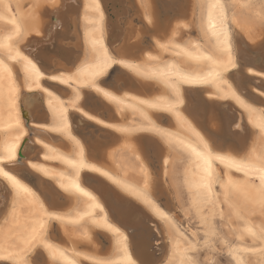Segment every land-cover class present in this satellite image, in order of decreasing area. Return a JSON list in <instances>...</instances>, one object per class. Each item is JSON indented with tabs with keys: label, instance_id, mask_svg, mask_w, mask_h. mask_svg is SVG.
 <instances>
[{
	"label": "bare ground",
	"instance_id": "obj_1",
	"mask_svg": "<svg viewBox=\"0 0 264 264\" xmlns=\"http://www.w3.org/2000/svg\"><path fill=\"white\" fill-rule=\"evenodd\" d=\"M25 1L0 0V60L12 70L11 79L0 81V156L6 157V148L21 136L15 159L5 158L0 169L31 190L23 192L0 174V245L5 248L0 264L25 259L29 264H165L184 255L186 241L196 247L203 243L202 218L227 212L230 205L248 212L259 208L264 27L245 15L249 0H236L232 9L227 0H29L22 11ZM100 40L102 46L94 43ZM104 49L124 63H113L95 82L123 103L82 82L91 79ZM17 51L20 56L12 60ZM23 57L43 73L39 88ZM126 63L148 75L122 66ZM185 76L207 82L185 83ZM77 92L81 98L73 107ZM133 97L160 98L161 107L147 109L151 123ZM168 104L174 107L169 110ZM63 108L69 128L54 132L60 124L54 113ZM153 124L160 131L146 130ZM152 157L160 161V178L173 193L182 185L183 194L173 197L200 225V238L159 203L158 187L151 186ZM237 163L249 167L231 166ZM73 180L89 195L62 187ZM41 220V234L25 243ZM162 229L167 252L156 258L144 236L162 241Z\"/></svg>",
	"mask_w": 264,
	"mask_h": 264
},
{
	"label": "clouds",
	"instance_id": "obj_2",
	"mask_svg": "<svg viewBox=\"0 0 264 264\" xmlns=\"http://www.w3.org/2000/svg\"><path fill=\"white\" fill-rule=\"evenodd\" d=\"M227 2L230 9L237 6L236 0ZM245 7L248 9L245 13L248 19L253 23L258 20L260 26L264 27V0H249ZM2 31L3 28L0 27V32ZM114 63L122 64L119 60ZM259 165L258 171L264 169V153L261 154ZM173 194L181 196L182 185H177ZM202 223L205 224L204 240L199 248L186 241L188 247L184 255L176 260L169 259L165 264H221L219 258L225 254V249L232 256L226 264H233V259L236 264H264V208L259 207L258 213L241 209L238 216L230 206L229 211L212 213L202 220ZM195 235L196 233H193V236ZM4 251V246L0 245V254ZM233 253H240L244 258H237ZM22 264H29V261L25 259Z\"/></svg>",
	"mask_w": 264,
	"mask_h": 264
},
{
	"label": "snow or ice",
	"instance_id": "obj_3",
	"mask_svg": "<svg viewBox=\"0 0 264 264\" xmlns=\"http://www.w3.org/2000/svg\"><path fill=\"white\" fill-rule=\"evenodd\" d=\"M97 10H99L98 5H97ZM94 43H99L102 46V40L95 41ZM19 56H20V53L17 51L15 55L11 56V59L12 60H16L17 57H19ZM103 57H104L103 60L100 63H98L95 66V68L90 72L91 79H86V80H84L82 82L87 84V85H89L92 88H95L98 92H102L104 94V96L108 97L109 99L114 100V101H118V103H123V100H118L117 97L113 96L111 93H109V92L105 91L104 89L100 88L95 82V79L97 77H99V76L104 75L105 72L107 71V69L109 67H111V65L116 61V60H113L111 57L108 56L107 49H104ZM23 60L26 61L27 64L30 66L31 72L35 75V78H36V81H37L36 87L39 88L40 87L39 78H40V76L43 73L37 68L36 64H34L27 57H23ZM119 62L120 63H124V61H122V60H119ZM232 66L234 67L235 65H232ZM125 67L133 69L139 75H148L147 72L142 71L138 66L133 65L131 63H126ZM152 75H155V73H152ZM161 75H164V74L161 73ZM212 75L218 76L219 73H213ZM6 78L7 79H11L12 78V70H11V68L7 67V65L4 64L3 60H0V81H3ZM56 78L57 77H52V79H56ZM70 79H72V77H68L63 82L67 84ZM182 79L184 80L185 83H189V84L206 83L207 82L206 79H200V80H198V79H190V78H188L186 76L182 77ZM171 87L175 91L176 96H179V88L176 87L175 85H171ZM233 95H235V94L233 93ZM80 98L81 97L79 95V92H77L75 94L74 99L71 101V104H72L73 107H77V103L76 102L79 101ZM132 99L134 101H137L136 97H133ZM236 99L238 100V102L243 107L250 108V106L247 105L245 103V101L241 100L239 97H236ZM137 103L140 106V108L138 109L140 111V115L145 120H149L147 109H156V108L161 107L160 98H157L156 100H152V101H149V100H138ZM131 106L132 105H129V107H131ZM173 107H174V105H172V104H168L167 105V108L169 110H171ZM86 115H87V113H86ZM54 117H58V119L60 121V124H59V126L52 128L51 130L54 131V132H58V133L66 132L68 130V128H69L68 117H67V109L63 108L60 113H58V114L54 113ZM90 118L94 119V117H90ZM99 122L103 123V121H99ZM149 123H151L150 120H149ZM17 124L18 125L20 124L19 119H17ZM109 127H111V125H109ZM118 130L121 131V132H129V131H131V129H128V128H120ZM146 130L160 131L159 129L155 128L154 124L152 125L151 128L146 129ZM67 134L69 135V137L71 139H73V140L75 139L74 137H71V133L70 132H67ZM22 135H26V134L22 133ZM20 139H21V136H16L15 137V140L10 144V146H8L6 148V157L5 156H0V163H3V160L5 158H6L7 161H11V160L15 159V157L17 155L18 142L20 141ZM76 143L79 145V141H76ZM44 147L48 148L49 146L47 144H45ZM205 147H207V145H205ZM81 151H82V148H81ZM197 155H199V153H197ZM45 159L46 160L47 159H63L66 163H68L70 165H73V167H84L85 166L83 164V162H81L79 165H77L74 161L69 160V159H67L65 157H62V156H46ZM231 166H235L239 170H244L245 168L249 167V165L239 164V163L233 164ZM31 167L34 168V169H38L39 171L44 172L46 175L49 174L48 169L44 168L43 166H39L37 164H32ZM260 172H261L260 180H261L262 187L260 189L261 196H260V199H259L258 203H259V207L264 208V169H261ZM0 174H2L3 176H5L9 180H11L13 182L14 186L17 187V188L22 189L23 192L31 193V190L26 185H23L21 183V181L16 178V176L9 175V173L6 172V171H3V169H0ZM77 175H78V173H77ZM209 175H211L210 172H209ZM62 187L75 188L77 191L83 192L84 195H89L87 192H84V190L80 188L79 184L75 180L71 181V183L69 185H63L62 184ZM144 187H147V181H145ZM136 194L139 195V196H143L142 192H137ZM145 201L147 203H151V201L147 200L146 197H145ZM230 206L233 208L234 213L239 216L240 212H241V208L238 207V206H235V205H230ZM96 207H99V205H96ZM85 215H88V214L86 213ZM161 215H163V214H161ZM54 218L61 219V217H59V216H55ZM80 219L82 220L83 216H81ZM202 220H203V218H202ZM37 223H38V227H33L32 228L30 239H26L25 243L31 244L32 241H35L37 239V235L41 234V230H43L45 228V223L42 220L38 221ZM96 223H97L96 221H93V224H96ZM106 226L109 227V228H112L111 225H106ZM112 231L118 233L119 229H114L113 228ZM84 235L87 236V229L85 230ZM45 246L51 248V245L45 244ZM125 252H126V249H125ZM54 255H55V253H54ZM60 255L63 256V253H60ZM76 255L79 256L80 253H76ZM69 264H77V261H75V260L69 261ZM96 264H106V262L105 261H101V260H97Z\"/></svg>",
	"mask_w": 264,
	"mask_h": 264
},
{
	"label": "rangeland",
	"instance_id": "obj_4",
	"mask_svg": "<svg viewBox=\"0 0 264 264\" xmlns=\"http://www.w3.org/2000/svg\"><path fill=\"white\" fill-rule=\"evenodd\" d=\"M29 4V5H28ZM31 2H29V0L26 2H22V7L21 10L25 11L30 7ZM264 148V137H261L260 140V144L258 146V150L259 152H261V150ZM103 160L101 159V162ZM152 163L151 165H149V169H150V173H151V186L152 183L155 184L158 187V190L155 192L156 197L158 198L159 203L167 208L170 209L172 212H174L177 218V220L185 227H189L190 229H193L196 233H198V238L201 237V231H200V225L196 222L195 218L193 217L192 214H185L182 212L184 209V205L183 204H178V202L175 200V198L173 197V192L171 187L168 185L167 182H165L164 180H162L161 177V164L160 161H158L157 159H154L152 157ZM183 206V207H182ZM179 207V208H178ZM259 209V208H258ZM258 209L255 210V212L258 213ZM250 219H254V217H250ZM258 222V221H256ZM162 235H163V239L161 240H154V238H152L150 236V234H146L144 236L145 239V244H147V247L151 248L152 253L155 254V257H159L160 254L162 253H166L167 252V240L164 236V232L162 229ZM156 242V243H155ZM202 244V241H200L197 245V248H199V246ZM158 252V253H157ZM221 260V264H226L227 260L229 259L228 254L226 253L225 250V254L223 256H221L219 258Z\"/></svg>",
	"mask_w": 264,
	"mask_h": 264
}]
</instances>
